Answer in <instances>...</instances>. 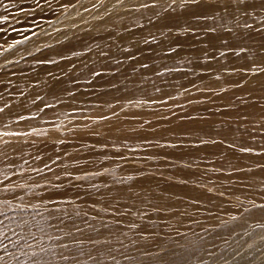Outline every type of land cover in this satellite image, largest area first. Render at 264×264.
Returning <instances> with one entry per match:
<instances>
[{"label": "bare ground", "instance_id": "6f19581e", "mask_svg": "<svg viewBox=\"0 0 264 264\" xmlns=\"http://www.w3.org/2000/svg\"><path fill=\"white\" fill-rule=\"evenodd\" d=\"M25 1L27 7L34 0ZM12 3L19 5L20 0ZM58 3L66 8L48 27L11 40L6 54L12 59L11 67L2 65L0 73V197L6 200L1 209L22 227L25 223L42 227L36 240L23 241L34 264H59V258L67 260L64 264H118L125 257L120 246H115L114 254L109 252L111 230L131 255L146 251L155 255L156 244L162 247L174 231L193 226L189 217L181 216L186 204L209 213L201 221L214 229L205 237L184 236L180 248L163 253V264L184 260L192 264L208 257L210 252L201 245L225 238L224 233L234 244L243 240L242 229L264 236V166L245 167L264 162V155H251L252 149H264V101L252 98L232 105L218 118V127L211 117H183L184 112L194 111L188 104L193 99L190 89L201 88L217 102L231 95L213 89L233 84L235 91L246 94L264 88V0ZM39 59L42 62L36 65ZM204 136L218 139L200 143ZM187 137L196 144L175 143ZM152 139L162 142L154 151L176 163L172 171L181 183L170 187L150 175L110 188L100 187L102 182L88 194V200L98 204L97 210L73 202L77 195L90 192L67 188L72 180L68 170L76 179L87 175L72 164L80 159L76 150L89 148L85 156L94 158L109 153L104 144L146 145ZM44 150L51 153L41 156L36 166L53 160L52 169L31 180L29 161ZM208 165L214 168L209 170ZM50 182L66 188L41 191ZM158 185L173 190V197L156 204L158 213L169 208L177 225L158 214L143 220L137 198H131L128 216L116 214L118 206L103 204L102 196L127 198L143 194L144 189L156 190ZM15 195L21 198L15 200ZM52 204L60 205L69 218L62 221ZM228 214L236 221H228ZM51 218L67 222L68 232H54L47 225ZM108 218L111 224H106ZM253 222L257 225L249 227ZM74 239L82 240L85 248L70 247ZM41 242L50 247L41 249ZM93 251L104 256L85 258Z\"/></svg>", "mask_w": 264, "mask_h": 264}, {"label": "rangeland", "instance_id": "374dc122", "mask_svg": "<svg viewBox=\"0 0 264 264\" xmlns=\"http://www.w3.org/2000/svg\"><path fill=\"white\" fill-rule=\"evenodd\" d=\"M12 1L13 0H3L4 6H1L0 8V73L3 71L2 65L10 66L12 63V59L7 57L6 54L7 48H9L13 38L19 37L25 32L27 35H35L38 32H41L44 28L49 26L50 20L64 12L66 8L65 6H61V4L58 3V0H34L33 4H30L27 7L25 0H20L19 5L15 4V6L13 5ZM38 6L42 7V9H37ZM20 58L25 60L27 59L23 58L21 55ZM41 62L42 61L39 59L35 62V64L39 65ZM261 69L262 67H259L255 70ZM232 73L233 71H228L227 74L232 75ZM250 74L251 73L248 75ZM235 86L236 85L231 84L221 89H213L212 92L214 93L230 92L231 95L229 98H221L217 102H212L211 99L205 96V92L201 90V88L190 89L193 99L188 104L193 105L194 111L184 112L183 117H211L212 124L218 127V118L232 105H242L244 102L251 100L252 98L264 101V88H256L249 93L240 94L239 92L235 91ZM255 94H257V96H254ZM197 99H199L198 102H196ZM209 138L217 140L218 136H204L198 141L200 143H207L209 142ZM152 141L153 142H150L146 145L132 142L129 144H124L121 147L104 144V149L108 150L109 153L102 154L94 158L85 156L87 155L89 148L76 150L80 159L74 161L72 164L81 167V169L84 170L83 172L87 175L81 179H76L75 173L68 170L67 174L72 177V180L69 182L67 188L73 191L86 189V191L90 192L77 195L75 201L73 202L76 204L85 203L92 211L97 210L98 204L88 200V194L94 190L93 188L96 186V184L102 182L105 183L98 184L100 187L105 186V188H110L119 182L130 184L132 181L139 180L143 175H150L153 177H158L160 181L165 182L166 185L170 187L181 183L176 174L172 171V169L176 167V163L172 160V158L168 155H165L164 153L154 151L162 145V142L156 141L154 139H152ZM175 143L186 147H192L196 144V142L191 139H180ZM231 146L236 148V145L234 144H231ZM237 148H239V146H237ZM50 153V150H44L40 152L38 158L36 157L29 161V164L31 165L30 167H33L30 170V175L32 176L31 180L40 178L41 175L49 174L50 170L52 169L51 167L53 160L49 161L47 165L44 164L41 167H37L36 165L39 162L41 156L44 157ZM251 155L262 156L264 155V149H252ZM255 166H264V162L254 165H246L245 167L251 169ZM213 168L214 167L210 165L207 167L209 170ZM6 177L7 176L3 177L2 179L5 180ZM251 180L256 181L252 178ZM54 188L65 189L66 186H64V184L50 182L43 189H41V191H51ZM143 191L144 192L141 195H133L127 198L123 196L112 195L102 196L103 204L106 206V208L118 206V209L114 212L116 214L118 212L128 216L131 214L130 210L128 209L132 200L131 198H137L136 200H140L139 202L143 207L140 212L143 220L149 219L152 215L156 216L158 214L164 216L162 218H164L165 221L169 222L172 226L177 225V217L171 213L169 208H163L162 212L158 213V209H160V207L157 206L161 203V201L173 197V190L158 185L156 190L144 189ZM12 198L18 200L21 198V195H15ZM5 201L6 200H4V197H0V221L3 222L2 225L9 226V228L0 227V257H3V259L0 260V264H34V259L29 256L28 252L25 250L27 241H23L29 240L30 242L31 240H36L42 227H38V224L32 223H25L24 227H22L21 224L12 222L8 215L4 213L3 209H1V206ZM254 207L256 208L258 205H255ZM51 208L59 209V211L53 212L59 214L57 216L62 217V221L69 218V216L61 210L60 205L52 204ZM37 212L42 213V208H38ZM93 214L98 213L94 212ZM208 215L209 213L200 211V208L194 207L193 204L184 205L181 209V216L189 217L193 226H190V228L185 230L174 231L173 235L164 241L165 243L162 242L164 243L162 247L156 244L154 247L156 251L153 250L154 253H157L155 255H151L147 251L139 253L138 255H131V253H129V249L125 248L126 244L124 245L119 242L116 231L111 230L108 232V235L111 236L109 244L110 246L108 247L109 252L114 254L113 249L115 246L122 247L121 254L124 255L125 260L118 264H163V253L168 250L175 251L180 248V246L183 244V239L185 238L184 236L196 234L199 237H205L214 229L213 224H205L201 221ZM155 216L153 220L157 218L160 222V219ZM80 217H85V214L80 213ZM96 217L99 218L100 215H97ZM226 218L228 221H236V217H234L232 214H228ZM108 219L109 221H107L106 224H111V218ZM54 220L56 219H49V223L47 224L51 226V229L54 232H68L70 228L65 225L67 222L64 221L62 223H58ZM262 222L264 223V220H262ZM256 225L257 223L253 222L249 225V227H255ZM124 230H129L130 234L133 233L129 228L127 230L124 228ZM137 232H141V230L139 229ZM241 233L243 240L238 244H234V241H232L226 233H224L226 237L221 240H216L213 242L207 240L201 245V247L204 251L210 252L209 256L204 258L201 257L192 264H264V249H262V246H264V236L256 234L254 229H242ZM151 234L154 237L156 236L155 232H152ZM155 240L157 241L156 237ZM41 246V249L50 247L47 242H41ZM70 247L77 250H82L85 248L82 240L80 239H74V245L70 244ZM103 256V252L93 251L86 254L85 258L96 260L101 259ZM58 260L59 264H64L67 261L62 258H59ZM89 261L90 260H86L85 263ZM180 264L189 263L187 260H184Z\"/></svg>", "mask_w": 264, "mask_h": 264}, {"label": "snow or ice", "instance_id": "6c2138e0", "mask_svg": "<svg viewBox=\"0 0 264 264\" xmlns=\"http://www.w3.org/2000/svg\"><path fill=\"white\" fill-rule=\"evenodd\" d=\"M191 2L192 3H196V0H191ZM240 2L241 3H243L244 2V0H240ZM247 27H251L250 25H246ZM0 111H2V109H0ZM55 203V202H54ZM262 207H264V206H262ZM53 211H59V209H53ZM3 222L2 221H0V224H2ZM6 247V246H5ZM65 247H67L66 245H65ZM3 259V257H0V260H2Z\"/></svg>", "mask_w": 264, "mask_h": 264}]
</instances>
